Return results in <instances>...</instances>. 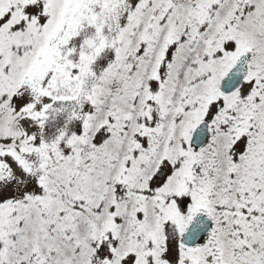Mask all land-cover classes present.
I'll use <instances>...</instances> for the list:
<instances>
[{"label": "snow or ice", "instance_id": "snow-or-ice-1", "mask_svg": "<svg viewBox=\"0 0 264 264\" xmlns=\"http://www.w3.org/2000/svg\"><path fill=\"white\" fill-rule=\"evenodd\" d=\"M0 264H264V0H0Z\"/></svg>", "mask_w": 264, "mask_h": 264}]
</instances>
